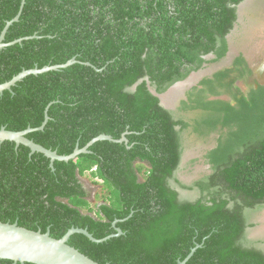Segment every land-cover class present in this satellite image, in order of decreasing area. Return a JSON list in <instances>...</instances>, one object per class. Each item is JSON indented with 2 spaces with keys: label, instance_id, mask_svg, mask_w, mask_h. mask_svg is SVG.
I'll return each instance as SVG.
<instances>
[{
  "label": "trees",
  "instance_id": "obj_1",
  "mask_svg": "<svg viewBox=\"0 0 264 264\" xmlns=\"http://www.w3.org/2000/svg\"><path fill=\"white\" fill-rule=\"evenodd\" d=\"M244 1L24 0L20 9L22 0H0V34L21 11L3 43L22 39L0 49V84L77 61L3 91L0 128L34 129L26 138L60 156L101 134L113 139L53 168L22 144L0 143V222L54 239L70 228L95 239L121 230L101 243L69 237L99 264H179L192 249L185 264H264L247 239L264 211V84L240 89L250 52L227 39ZM203 69L209 75L180 103L193 118L176 119L161 96ZM192 136L205 145L208 174L187 186L175 173ZM82 178L105 191L99 205Z\"/></svg>",
  "mask_w": 264,
  "mask_h": 264
},
{
  "label": "water",
  "instance_id": "obj_2",
  "mask_svg": "<svg viewBox=\"0 0 264 264\" xmlns=\"http://www.w3.org/2000/svg\"><path fill=\"white\" fill-rule=\"evenodd\" d=\"M23 4H24V0H22L21 2L20 9L22 8ZM20 12L21 11H19L13 19L6 22L0 34V49L21 42L22 39H17L10 43H3V39L7 29L11 26L13 22L18 21ZM76 62L77 61L75 60V58H72L68 60L66 63L60 65L44 66L41 69L33 68L29 70H23L20 73H18L16 76H14L10 81L0 84V94H2L3 91L5 90H10L11 87H13L17 82L21 81L22 79H24L29 75H37L51 70L56 71V70L64 69ZM86 65L89 64L86 63ZM258 73L260 75L264 74V59H263V63L260 65L258 69ZM181 84L182 83H175L168 90V95H170L169 93L177 89ZM46 120H47V115L45 116L43 125L45 124ZM33 130L34 129L28 127L23 131H9L6 130L5 127H1L0 143L4 141H11L14 142L16 146L22 144L29 148L31 154L37 152L48 157L50 159V167L53 168L52 163L55 160L64 161V162L73 160L80 153H86L87 148L98 140L113 141V139L110 136L101 134L96 138L92 139L84 148L79 149L78 147H76L70 155L60 156L57 155L55 151L45 149L44 147L27 139L26 135L32 132ZM125 135L126 134H123L118 141L126 143L127 140L125 138ZM115 229H116L115 234L109 235L102 239H95L85 229L70 228L60 239H54L50 237L48 230L45 233H41L40 230L31 231L23 227H20L17 225V223L10 224V223L0 222V259L9 260L12 261L13 263H19V264H99L89 259L87 256L83 255L73 247L69 246L67 244V241L71 235L78 233V234H83L92 242L101 243L112 237L119 236L122 234L121 230L117 228ZM193 251L194 249H192L189 255L183 261H180L179 264H185V262L192 255Z\"/></svg>",
  "mask_w": 264,
  "mask_h": 264
},
{
  "label": "rangeland",
  "instance_id": "obj_3",
  "mask_svg": "<svg viewBox=\"0 0 264 264\" xmlns=\"http://www.w3.org/2000/svg\"><path fill=\"white\" fill-rule=\"evenodd\" d=\"M259 4V0H254L252 5L251 2L247 0L239 6V10L242 9L240 11L243 13L241 14L242 19H240L238 26H236L229 38L232 43L235 42L234 44L237 45L241 51L244 52V50L248 48L246 52H250L247 59L249 60V67L252 74L236 83L240 89L245 92L251 87H256L258 84H264V74L260 75L258 73V68L264 59V10L259 9ZM244 54L247 55L245 52ZM209 73V69H203L200 72L193 73L194 76H189H193L192 80L189 78L185 80L186 82L183 81L184 83L179 86L180 88L173 90L169 93L170 95L167 96L174 100L179 97H184L185 92L192 87L193 84L198 83L201 78L209 75ZM175 103L171 104V106L174 107L173 105ZM211 138H213V136H211ZM188 142H190L189 144L187 143L189 147L188 150H191L192 154L186 158V161L183 162L179 171V177L185 185H190L194 181L206 176L208 173V166L199 151L195 148L196 145H201L203 141L194 136L188 140ZM81 181L89 192L88 200L90 203H92L93 206L99 205L100 200L99 198H95V195H104L105 191H101L100 186L92 185L86 178H82ZM186 193L190 195L187 196L188 199H195L197 197L194 192ZM256 218L259 224L258 227L251 229L253 231L251 235L258 233L262 234L264 232V211L257 214Z\"/></svg>",
  "mask_w": 264,
  "mask_h": 264
},
{
  "label": "flooded vegetation",
  "instance_id": "obj_4",
  "mask_svg": "<svg viewBox=\"0 0 264 264\" xmlns=\"http://www.w3.org/2000/svg\"><path fill=\"white\" fill-rule=\"evenodd\" d=\"M250 2H251V5L253 4V2H254V0H249ZM245 2V1H244ZM243 2V3H244ZM243 3H241V4H243ZM240 4V5H241ZM239 5V6H240ZM239 10V9H238ZM240 10H242V9H240ZM239 10V11H240ZM241 12V11H240ZM239 12V15H240V18H242V15L241 14H243L242 12L240 13ZM232 33V32H231ZM230 36H231V34H229V36L227 37V39L228 40H230L229 38H230ZM262 63H263V61H262ZM261 63V64H262ZM200 72V71H199ZM190 77H188L187 79H189ZM186 79V80H187ZM240 81V80H239ZM177 83H184V82H177ZM199 83V82H198ZM198 83H195V84H193V86L192 87H190L186 92H185V94H184V97H179L178 99H176V100H174V99H171L170 97H168L167 95H168V92H166L165 94H163L162 96H161V98H160V105L163 107V108H165V109H167V110H169V111H171V112H173L174 113V116H175V118L177 119L178 117H180V116H187L186 117V119H191V118H193V114H195V112H196V110H191L190 112H188V114H184L185 112H182L181 110H180V108H181V102L182 101H186L187 100V93L188 92H190L191 90H194L195 88H197V86H198ZM181 84V85H182ZM180 88V87H179ZM174 100V101H173ZM177 104H176V103ZM173 103H175L173 106L174 107H172L171 106V104H173ZM197 114V113H196ZM190 132V131H189ZM192 137H194V136H192ZM191 137V138H192ZM188 140H190V139H185L184 141H183V143H182V146H183V148H184V150H183V156H182V159H181V162H180V166H179V169L176 171V173H175V175H176V177L179 179V181L180 182H182V184H184L183 183V181H181V178L179 177V171H180V169H181V166H182V164H183V162H185L186 161V158L187 157H189L190 156V154H192L191 152V150L189 151L188 150V144L190 143V142H188ZM188 143V144H187ZM205 145H204V143L202 142V144L201 145H196V149L199 151V153L201 154V156L203 157V155H204V147ZM202 151H203V153H202ZM196 152V151H195ZM204 159V158H203ZM205 161V160H204ZM208 174V173H207ZM170 183H171V181H170ZM192 184V183H191ZM190 184V185H191ZM190 185H187V186H190ZM178 192H179V195H180V197L181 198H186L187 196H190L189 194L187 195V193H186V191L185 190H179V188H178ZM192 192H194L195 193V191H192ZM251 224H253L254 225V227L256 228V227H258V224H259V221L257 220V218L256 217H254V219L252 220V222H251ZM252 230L250 229V230H247V239L249 240V241H251V243L253 244V246H255L258 250H260L261 252H264V232L261 234V233H258V234H254V235H251L252 234ZM259 234H261V235H259Z\"/></svg>",
  "mask_w": 264,
  "mask_h": 264
},
{
  "label": "crops",
  "instance_id": "obj_5",
  "mask_svg": "<svg viewBox=\"0 0 264 264\" xmlns=\"http://www.w3.org/2000/svg\"><path fill=\"white\" fill-rule=\"evenodd\" d=\"M192 75H193V74H192ZM193 76H194V75H193ZM193 76H191V77H190V78H191V80H192V77H193ZM201 79H202V78H201ZM201 79H200V80H201ZM200 80H199V81H200ZM199 81H198V82H199Z\"/></svg>",
  "mask_w": 264,
  "mask_h": 264
},
{
  "label": "bare ground",
  "instance_id": "obj_6",
  "mask_svg": "<svg viewBox=\"0 0 264 264\" xmlns=\"http://www.w3.org/2000/svg\"><path fill=\"white\" fill-rule=\"evenodd\" d=\"M260 67V66H259ZM259 69V68H258ZM186 82V81H185ZM179 88V87H178Z\"/></svg>",
  "mask_w": 264,
  "mask_h": 264
}]
</instances>
